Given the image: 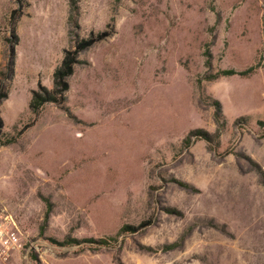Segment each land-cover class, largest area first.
Instances as JSON below:
<instances>
[{
	"label": "rangeland",
	"instance_id": "374dc122",
	"mask_svg": "<svg viewBox=\"0 0 264 264\" xmlns=\"http://www.w3.org/2000/svg\"><path fill=\"white\" fill-rule=\"evenodd\" d=\"M3 95L7 264H264V0H0Z\"/></svg>",
	"mask_w": 264,
	"mask_h": 264
},
{
	"label": "built area",
	"instance_id": "2783aa9c",
	"mask_svg": "<svg viewBox=\"0 0 264 264\" xmlns=\"http://www.w3.org/2000/svg\"><path fill=\"white\" fill-rule=\"evenodd\" d=\"M19 230L11 217L0 223V264H7L13 250L22 249Z\"/></svg>",
	"mask_w": 264,
	"mask_h": 264
},
{
	"label": "trees",
	"instance_id": "16d2710c",
	"mask_svg": "<svg viewBox=\"0 0 264 264\" xmlns=\"http://www.w3.org/2000/svg\"><path fill=\"white\" fill-rule=\"evenodd\" d=\"M67 59L63 62V64L61 65V67L57 68L55 71H54V81L56 80V84L57 82H62V79L66 76H68L71 71H70V67L69 65H67ZM255 68L253 67H250L246 70H243V71H237V70H234V69H229V70H223L221 72H218L216 75H214L213 77L209 78L208 80L210 79H215L219 76H232V75H239V76H242V77H248L253 71H254ZM5 98V95L3 96H0V102ZM41 104V101H40V96L35 94L34 97L32 98V100L30 101V104H29V107H30V110L32 111H36V109L38 108V106ZM217 105L219 107V114L216 115V119L218 118L219 119V116L221 115V111H220V105L219 103L217 102ZM225 123V120L223 119L222 121V124L220 127H222ZM263 124V122H260ZM218 134V133H217ZM5 145V144H4ZM48 216V213L46 214V218Z\"/></svg>",
	"mask_w": 264,
	"mask_h": 264
}]
</instances>
